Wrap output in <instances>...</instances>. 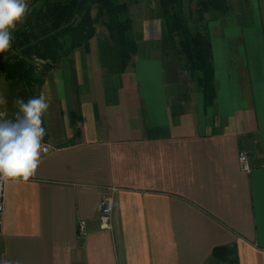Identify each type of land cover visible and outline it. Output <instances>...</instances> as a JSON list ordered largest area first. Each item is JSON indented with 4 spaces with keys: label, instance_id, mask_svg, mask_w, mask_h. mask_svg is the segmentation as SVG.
I'll return each mask as SVG.
<instances>
[{
    "label": "crops",
    "instance_id": "1",
    "mask_svg": "<svg viewBox=\"0 0 264 264\" xmlns=\"http://www.w3.org/2000/svg\"><path fill=\"white\" fill-rule=\"evenodd\" d=\"M153 15L131 16L137 51L125 71L101 67L97 35L43 70L49 150L28 182L5 186L0 264H264V34L243 28L248 13L239 33L210 24L206 105ZM217 247H233L236 263L218 261Z\"/></svg>",
    "mask_w": 264,
    "mask_h": 264
},
{
    "label": "trees",
    "instance_id": "2",
    "mask_svg": "<svg viewBox=\"0 0 264 264\" xmlns=\"http://www.w3.org/2000/svg\"><path fill=\"white\" fill-rule=\"evenodd\" d=\"M191 3L195 4L197 13L192 22L194 26L190 23ZM42 5L33 19L25 23L26 29L17 27L15 31L24 57L11 55L12 61L4 63L5 78L15 84H24L30 90V97L39 90L43 75L36 86L32 85L33 67L28 60L52 62L43 65L46 70L62 55L87 46L95 35L104 70L121 73L131 64L137 51V35L132 29L127 0H44ZM230 11L228 0H156V15L164 21L172 43V56L180 69L194 78L206 105H212L216 95L207 20L217 19ZM96 23L106 32L97 34ZM222 251L224 255L220 254ZM232 254H235L233 247H217L213 251L218 261L236 263L235 257L230 258Z\"/></svg>",
    "mask_w": 264,
    "mask_h": 264
},
{
    "label": "clouds",
    "instance_id": "3",
    "mask_svg": "<svg viewBox=\"0 0 264 264\" xmlns=\"http://www.w3.org/2000/svg\"><path fill=\"white\" fill-rule=\"evenodd\" d=\"M28 11L27 0H0V53L11 48L13 33L18 24L25 22ZM6 103L0 96V105ZM14 103L18 108L14 118L6 119V112L0 111V188L9 182H28L42 163L41 153L48 151L43 143L47 133L42 117L49 108L44 95L31 97L27 102L17 98ZM108 202L111 205L110 198ZM2 264L13 262L4 260Z\"/></svg>",
    "mask_w": 264,
    "mask_h": 264
},
{
    "label": "rangeland",
    "instance_id": "4",
    "mask_svg": "<svg viewBox=\"0 0 264 264\" xmlns=\"http://www.w3.org/2000/svg\"><path fill=\"white\" fill-rule=\"evenodd\" d=\"M129 4L130 9V15L136 18L137 21H142L146 15V18H150L151 16H154L153 14H156V0H127ZM258 1V2H257ZM228 0L231 11L226 14L219 16L217 19H209L207 20V26H208V32L209 35L212 34V26L210 24L213 21L217 20H223L224 22H232V24H228V26L225 27L226 33H239L242 31V26L240 24H235L236 21L240 22V19H242L243 13H248V16H245V20H247V25L243 26V28L247 29V32L250 33H257V34H264V5L261 8V4L259 6L258 3L261 2V0ZM44 0H33L30 4H28V15L26 17V20L22 24H18L17 27L21 29H26L27 26L25 23L29 20H32L37 11L42 8ZM264 3V2H263ZM257 4V5H256ZM190 12H191V18L190 23L192 26L193 19L196 18V6L194 3L190 4ZM95 11L92 12L94 15ZM208 17V15H206ZM101 27L102 30L105 31L104 27H102L99 24H95L96 27ZM231 26V27H230ZM14 39L12 41L11 48L4 52L0 53V94L3 96L7 103L5 104L6 109L8 110V119L14 118V113L18 110L17 105L14 103V101L17 98H23L25 102L31 97H38L36 94L37 92H34L33 95L30 97L29 95V88H27L24 84L18 83L15 84L11 82L9 79L5 78L4 73V63L5 62H11L12 57L11 55L17 54L19 57L22 56L23 48L19 46V43L16 40V34L13 33ZM28 63H31L33 67L32 75L34 76V80L32 82V85L36 86L37 83H39V80L42 77V70L43 65L46 63H52L50 61H42L38 59H33L32 61L28 60Z\"/></svg>",
    "mask_w": 264,
    "mask_h": 264
},
{
    "label": "built area",
    "instance_id": "5",
    "mask_svg": "<svg viewBox=\"0 0 264 264\" xmlns=\"http://www.w3.org/2000/svg\"><path fill=\"white\" fill-rule=\"evenodd\" d=\"M32 1L33 0H27V4H30ZM0 96H1V94H0ZM2 106L3 105H0V111L5 112V110L2 108ZM5 118H7V114H6ZM44 145H46L48 147L47 144H44ZM48 150H49V147H48ZM42 154H46V153L42 152L41 155ZM238 162L240 165V169L243 172H245V173L250 172L251 165H250L248 156L244 151L239 152ZM5 186L6 185H4L2 188H0V230L2 227V211H3V207H4ZM112 192L103 194L101 199H100L99 222H100V226L102 228H110V219H111V215H112V211H113V207H114V194ZM109 198L112 201L111 205L108 202ZM84 233H85V221L80 220L78 223V235L83 236Z\"/></svg>",
    "mask_w": 264,
    "mask_h": 264
}]
</instances>
